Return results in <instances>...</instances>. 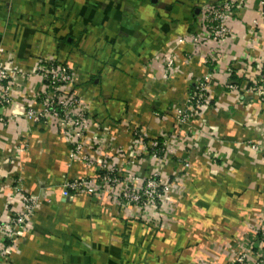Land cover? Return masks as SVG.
<instances>
[{
  "label": "crops",
  "instance_id": "1",
  "mask_svg": "<svg viewBox=\"0 0 264 264\" xmlns=\"http://www.w3.org/2000/svg\"><path fill=\"white\" fill-rule=\"evenodd\" d=\"M224 1L0 0V66L14 78L0 106L9 120L0 124V223L21 207L15 188L40 200L4 241L5 264H229L244 250H260L262 5L234 0L231 33L217 40L206 14ZM164 54H174L171 68ZM46 58L74 75L68 91L99 139L88 149L91 165L67 160L71 141L57 126L24 116L42 106L36 59ZM205 77L202 106L179 127L178 111ZM135 133L148 143L168 137L167 162L149 160ZM131 156L140 177L159 169L169 184L159 220L93 190L100 163L121 169ZM78 177L93 183L65 186Z\"/></svg>",
  "mask_w": 264,
  "mask_h": 264
},
{
  "label": "built area",
  "instance_id": "2",
  "mask_svg": "<svg viewBox=\"0 0 264 264\" xmlns=\"http://www.w3.org/2000/svg\"><path fill=\"white\" fill-rule=\"evenodd\" d=\"M260 3L262 5L261 22L264 26V0H261ZM237 7L238 4L234 0H226L209 7L206 20L209 21L210 36L220 40L231 33L228 28V19L234 8ZM253 24L258 25V21L254 20ZM188 38L192 42L197 41L196 36H188ZM185 40L182 37L177 42L181 44ZM162 58L166 68H171L174 65V54H164ZM36 63L38 65L37 72L44 83L43 102L39 109L27 110L25 118L36 124L44 123L49 126H57L62 136L71 141L67 160L71 163L80 160L84 164L91 165L93 162L88 155V149L99 144V139L97 133L91 132L92 120L86 115L81 102L68 91L74 81L72 71L65 63L57 59H36ZM207 78L205 77L197 85L195 92L186 98L185 109L182 108L178 111L176 123L179 127L188 121L187 117H190L192 112L202 106L206 96ZM13 80L14 78L8 74V71L0 66V106L9 102L10 83ZM261 82L264 86V62L261 68ZM228 88L232 89L234 86L228 85ZM260 94L264 95V91ZM8 123L9 120L0 115V124L5 126ZM135 135L138 137V143L140 141L147 143L145 146L141 144V151L147 154L149 160L163 159L167 162V157L171 154L172 143L168 137L148 139V143L141 134L135 133ZM135 156H131L128 161H125L121 169L114 165L100 163L97 168L98 180L94 182L93 190H97V192L103 190L113 197L116 205L132 206L134 210L139 211L138 213L145 212L146 218L153 217L159 220L158 216L163 211L166 195L170 189L169 184L163 181L162 172L159 169L147 176L140 177L134 170L137 161ZM187 167L188 164L185 163L184 168ZM91 183L93 182L89 178L78 177L66 183L65 186L76 191ZM14 190L13 195L19 196L21 207L17 211L15 210L7 221L0 223V234L3 240L0 245V264H5L6 255L9 253L8 249L3 246L4 241L15 238V231L28 223L38 209L40 201L37 196L26 194L18 188ZM260 236L259 251L244 250L229 264H250L251 256L256 257L255 264H264V228L260 229Z\"/></svg>",
  "mask_w": 264,
  "mask_h": 264
},
{
  "label": "rangeland",
  "instance_id": "3",
  "mask_svg": "<svg viewBox=\"0 0 264 264\" xmlns=\"http://www.w3.org/2000/svg\"><path fill=\"white\" fill-rule=\"evenodd\" d=\"M187 119L189 120V119H190V117H187Z\"/></svg>",
  "mask_w": 264,
  "mask_h": 264
}]
</instances>
